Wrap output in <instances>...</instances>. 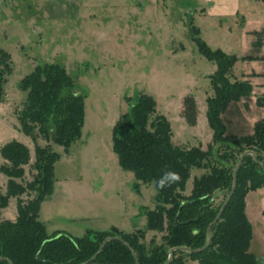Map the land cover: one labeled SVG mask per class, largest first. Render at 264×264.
<instances>
[{
  "label": "rangeland",
  "instance_id": "rangeland-1",
  "mask_svg": "<svg viewBox=\"0 0 264 264\" xmlns=\"http://www.w3.org/2000/svg\"><path fill=\"white\" fill-rule=\"evenodd\" d=\"M192 10L190 0H0V48L9 53L12 67L0 100V146L14 139L28 147L24 182L32 181L36 171L33 141L20 132L17 121L26 98L19 88L21 78L38 64L58 63L84 94L81 137L67 152L37 139L60 155L53 191L40 204L39 220L47 234L80 237L112 227L126 233L145 228L146 212L156 207L154 183H143L119 166L112 149L114 124L128 109L126 97L142 91L155 99L157 112L170 123L173 142L194 145L187 137L192 126L180 114L181 101L187 94L199 102L212 95L208 75L215 64L198 52L191 37L190 27L201 24ZM201 29L199 37L207 38L209 30ZM185 54L187 61L180 62ZM199 128H208L206 117L200 118ZM203 172L191 169L183 196L190 194L194 176ZM6 181L0 172L2 191ZM263 197L264 187L245 198L251 225L248 251L256 264H264ZM7 208L16 212L15 198ZM163 234L148 230L141 241L157 245Z\"/></svg>",
  "mask_w": 264,
  "mask_h": 264
},
{
  "label": "trees",
  "instance_id": "trees-1",
  "mask_svg": "<svg viewBox=\"0 0 264 264\" xmlns=\"http://www.w3.org/2000/svg\"><path fill=\"white\" fill-rule=\"evenodd\" d=\"M189 32L198 52L216 66L209 75L212 95L205 100L206 119L212 130L206 149L174 143L170 123L157 112L155 99L142 91L126 97L128 109L114 124L112 149L119 166L143 183H154L156 207L146 212L144 229L126 233L112 227L87 231L80 237L62 232L47 234L39 220L40 204L53 191L54 164L60 155L50 145H39L37 139L42 137L67 152L81 137L84 94L58 63L38 64L21 78L19 88L26 92V98L17 121L20 132L33 141L32 167L36 174L32 181H23V166L30 162L26 145L13 139L0 147L4 160L0 172L7 177L4 191L0 188V264H164L171 248H202L208 238L206 229L229 195L233 170L245 151L253 154L242 159L234 191L210 227L207 248L195 253L176 249L168 264H187V260L198 264H256L255 256L248 251L251 225L245 214V198L264 187V119L254 123L249 135L226 134L221 114L231 101L250 95L252 87L246 80L230 79L236 56L211 49L194 26ZM11 71L10 55L0 48V100ZM181 104V116L194 126L197 106L193 95L183 96ZM256 104L264 107V96L256 97ZM192 168L204 172L194 176L190 194L183 196ZM23 194L31 197L22 201ZM10 198L16 200L15 219H2L1 211ZM148 230L165 232L159 244L145 245L141 241ZM107 237L113 239L86 263Z\"/></svg>",
  "mask_w": 264,
  "mask_h": 264
},
{
  "label": "crops",
  "instance_id": "crops-1",
  "mask_svg": "<svg viewBox=\"0 0 264 264\" xmlns=\"http://www.w3.org/2000/svg\"><path fill=\"white\" fill-rule=\"evenodd\" d=\"M190 1L193 6L192 11L197 12L199 22H201L199 26H194L199 31L198 36L202 34V26L210 32L207 34V38H199L211 49H220L227 55L236 56L237 61L230 71V79L232 81L246 80L252 87L250 95L243 96L237 101H231L221 114V121L226 134L235 136L249 135L253 132L254 123L264 119V107L256 104V97L264 96V1ZM181 51L183 52L185 49L183 48ZM187 59L185 54L179 56L178 60L184 62ZM215 69L216 66L214 71ZM235 71L239 76L234 74ZM208 96L210 95H205L204 102ZM193 97L197 106V119L196 124L189 131L190 135L187 137L193 140L194 145L191 146L200 145L202 148L211 141L212 130L209 128L208 123V128H203V130L199 128L200 118L204 121L206 117V105L204 106L203 101H200V105L198 99L194 95ZM181 108L182 104L180 111ZM3 161L1 158L0 164ZM15 215L16 212L7 207L1 211L2 219L14 220Z\"/></svg>",
  "mask_w": 264,
  "mask_h": 264
},
{
  "label": "water",
  "instance_id": "water-1",
  "mask_svg": "<svg viewBox=\"0 0 264 264\" xmlns=\"http://www.w3.org/2000/svg\"><path fill=\"white\" fill-rule=\"evenodd\" d=\"M248 153L253 154L252 151H245V152H243V153L241 154V156H240V158H239V160H238V162H237V164H236L234 170H233V184H232L231 191H230L229 195L227 196V198H226L224 204H223L222 207L220 208L219 212H218L217 215L215 216L214 220L208 225V227H207V229H206V232H207V236H208V238H207V241H206L205 245H204L202 248H199V249H190V248H187V247H175V248H171V249H170L169 258H168V260H167L164 264H168V263L171 261L172 253H173V251L176 250V249H182V250H185V251H188V252H193V253H195V252H199V251H202V250H204V249L207 248V246L209 245V242H210V236H209V230H210V227H211L212 224H214V223L219 219V217H220V215H221V212L223 211V209H224L226 203L229 201V199H230V197H231V195H232V193H233V191H234L235 184H236V174H237V171H238V169H239V167H240V164H241V162H242L243 157H244L246 154H248ZM110 239H113V238H112V237H107V238H105V240L101 243V245H100L98 251L96 252V254H94L89 260H87L86 263L92 261V260L96 257V255L101 251V249H102V247L104 246V244H105L107 241H109ZM134 258H135V256H134ZM0 259H2V258L0 257ZM135 261H136V258H135ZM136 263H137V261H136Z\"/></svg>",
  "mask_w": 264,
  "mask_h": 264
}]
</instances>
